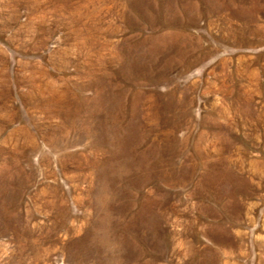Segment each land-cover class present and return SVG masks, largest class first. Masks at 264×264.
I'll return each mask as SVG.
<instances>
[{
  "label": "rangeland",
  "instance_id": "rangeland-1",
  "mask_svg": "<svg viewBox=\"0 0 264 264\" xmlns=\"http://www.w3.org/2000/svg\"><path fill=\"white\" fill-rule=\"evenodd\" d=\"M0 264H264V0H0Z\"/></svg>",
  "mask_w": 264,
  "mask_h": 264
}]
</instances>
